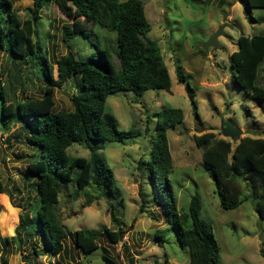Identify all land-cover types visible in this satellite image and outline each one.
I'll use <instances>...</instances> for the list:
<instances>
[{
    "label": "rangeland",
    "instance_id": "obj_1",
    "mask_svg": "<svg viewBox=\"0 0 264 264\" xmlns=\"http://www.w3.org/2000/svg\"><path fill=\"white\" fill-rule=\"evenodd\" d=\"M142 3L150 24L147 34L156 39L169 73V89L146 88L140 95H134L130 89L109 92L104 109L113 114L117 127H134L140 132L120 140L96 142L95 147L111 168L119 202L114 212L121 224L128 226L127 230L116 243L97 238L94 249L86 252L77 249L69 232L79 227H115L109 215V202L115 200L112 195H96L91 186L81 188L73 196L74 184L67 180L59 182L56 202L57 216L66 231L64 251L59 255L45 251L34 255L33 250L41 252L38 235L24 234L19 245L3 240L15 233L21 215L31 217L30 204L34 202L35 191L29 184L35 177L26 173L25 166L39 159L40 151L25 137L31 130V120L16 117L2 124L4 117L0 113V180L10 192V195L0 192V264L3 258L6 264H107L101 257L103 251L117 264H161L164 258L173 264H186L187 247L178 243L165 222L161 205L151 192L145 164L137 166L139 158H148L155 126L153 112L163 106L180 107L183 114L179 122L166 129L171 158L167 177L176 208L186 210L190 197L198 196L199 215L209 222L218 244V264H264V218L257 215L248 197V176L235 177L239 196L246 199L235 207L220 206L210 171L201 161V148L193 139V134L206 130L228 138L231 146L244 135L264 137V98L246 94L230 78L228 67V56L236 49L239 34H264V6H251L247 11L241 0H142ZM12 6L21 18L32 16V0H12ZM36 13L35 34L31 37L40 45L37 52H42L49 62L68 48L76 57H84L95 51V45L100 47L103 42L114 40L113 31L81 19L75 11L67 16L53 0L43 3ZM74 20L87 36L75 33L63 38V30L70 28ZM219 25L222 28L215 37V46L205 44ZM39 64L25 56L14 57L0 48V78L6 100L40 95L44 81ZM178 66L183 80L177 78ZM52 73L56 75L55 63ZM186 82L193 89L194 103L187 95ZM254 82L264 86V57L258 64ZM76 89L72 78L55 85L53 109H69V95ZM222 120H229L241 129L238 138L222 135ZM65 150L71 156L90 155L82 142H71ZM86 193L90 194V202L83 205ZM141 203L143 209L139 208ZM156 230H162L164 235L161 244L157 242Z\"/></svg>",
    "mask_w": 264,
    "mask_h": 264
},
{
    "label": "trees",
    "instance_id": "obj_2",
    "mask_svg": "<svg viewBox=\"0 0 264 264\" xmlns=\"http://www.w3.org/2000/svg\"><path fill=\"white\" fill-rule=\"evenodd\" d=\"M48 0H32V16L21 18L12 0H0V48L14 57L25 56L34 63H40L44 85L39 96H24L14 101L6 100L3 82L0 78V113L3 123L11 118L31 120V130L26 139L36 145L40 158L26 164V173L35 177L30 185L34 192L31 217L21 215L15 233L3 240L16 241L19 245L24 234H31L41 240V252L57 254L64 251V225L57 216L56 202L59 182H73V196L83 187L91 186L96 195H112L109 215L115 227L101 225L97 228H75L70 231L74 246L80 251H89L97 246V238L116 243L128 226H123L114 212L116 200L112 184V171L103 157L96 151V142L120 140L139 134L134 127L119 129L112 113L104 109L106 95L119 89H130L140 95L146 88L169 89L170 77L162 60L155 38L147 34L150 24L145 16L142 0H53L57 8L67 16L73 11L85 21L114 32L112 43L102 46L84 57H76L71 49L56 56L52 62L37 52L40 45L32 40L35 34L37 9ZM243 8L264 6V0H241ZM75 33L87 36L77 20L65 28L62 37ZM264 57V34H239L236 49L228 56L229 76L251 97L264 98V86L254 82L259 62ZM55 63L56 75L52 73ZM177 78L184 79L179 68ZM79 76V81L77 77ZM72 78L77 89L69 95V109H53V88ZM76 80L78 84H76ZM185 88L194 103L193 89L188 82ZM155 115L154 135L148 158H139L137 166L145 164L146 176L151 192L160 203L164 220L174 231L178 243L187 247L186 264H218V244L208 221L199 215V198L196 194L189 199L186 210H178L167 173L171 158L167 146V127L182 119V110L176 106H163L153 112ZM194 143L201 148V161L210 171L219 197V205L235 207L246 198L239 196L240 188L235 177L248 176V197L260 218H264V137L244 135L231 146V140L215 136L206 130L193 134ZM71 142H82L90 150L88 158L71 156L66 147ZM0 192L6 190L0 180ZM141 195H144L139 191ZM88 193H86L87 195ZM90 202V194L83 205ZM143 203L140 209H143ZM117 217V218H116ZM21 229V231H20ZM157 242L164 240L162 230L154 231ZM18 236V237H17ZM17 237V238H15ZM101 257L107 264H117L104 251ZM27 261L30 257L26 258ZM1 264H6L5 258ZM34 264V263H28ZM161 264H173L165 258Z\"/></svg>",
    "mask_w": 264,
    "mask_h": 264
},
{
    "label": "water",
    "instance_id": "obj_3",
    "mask_svg": "<svg viewBox=\"0 0 264 264\" xmlns=\"http://www.w3.org/2000/svg\"><path fill=\"white\" fill-rule=\"evenodd\" d=\"M222 25H219L216 30H214L208 38L205 40V44H210L215 46V37L217 34L221 33ZM220 130L223 136H228L230 139L238 138L241 129L232 124L229 120H222L220 122Z\"/></svg>",
    "mask_w": 264,
    "mask_h": 264
}]
</instances>
